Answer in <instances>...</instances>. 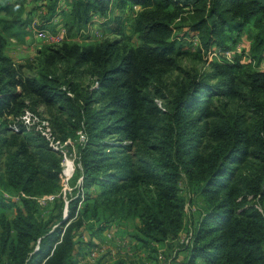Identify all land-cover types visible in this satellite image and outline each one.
<instances>
[{"label":"trees","instance_id":"trees-1","mask_svg":"<svg viewBox=\"0 0 264 264\" xmlns=\"http://www.w3.org/2000/svg\"><path fill=\"white\" fill-rule=\"evenodd\" d=\"M135 4L142 7L132 22L137 46L126 41L121 20L112 13ZM7 10L0 1V13ZM184 11L196 14L190 28L205 49L229 48L226 41L251 26L256 32L250 56L255 63L261 60L264 0H74L68 32L85 28L91 15L109 13L102 25L117 38L56 44L29 73L5 54L7 39L0 30V191L19 198L15 203L0 197V264H38L53 247L47 264H75L74 255L92 245L83 241V233L103 232L113 223L134 222L131 236L155 251V244L177 237L185 227L183 176L190 201L201 195L204 207L189 230V242L179 245L181 264H264V100L251 102L258 119L250 133L236 118L226 119L208 128L212 149L206 155L197 150L207 130L200 115L210 113L212 96L235 98L243 88L262 95L264 72L215 62L217 84L191 79L167 107L158 106L151 87L181 54L172 25ZM59 62L87 65L97 86L82 92L71 79L61 82L53 72ZM203 89L208 93L199 99ZM25 98L67 115L59 125L63 138L80 127L86 133L75 174L80 187L67 198L66 216L56 222L53 216L37 218L35 198L58 190L59 159L42 139L23 129L12 132L7 122L20 113ZM250 159L256 163L244 172ZM126 263L119 258L115 264Z\"/></svg>","mask_w":264,"mask_h":264},{"label":"rangeland","instance_id":"rangeland-1","mask_svg":"<svg viewBox=\"0 0 264 264\" xmlns=\"http://www.w3.org/2000/svg\"><path fill=\"white\" fill-rule=\"evenodd\" d=\"M5 2L8 10L0 13V30L7 39L4 52L13 63L23 66V73L32 72L31 68L42 65L43 60H45L44 54H49L48 49L56 48L59 43L70 41L81 44L117 38V35L111 34L101 22L92 20L93 16L101 18L99 14L91 15L90 22L85 28L78 30L70 27L68 32L69 25H71L68 15L74 0H5ZM115 9V12L112 11V13L120 18L126 41L135 46L139 45L140 41L133 32L132 22L136 14L142 10V7L135 10L134 5L123 8L117 6ZM58 14L62 16H58ZM195 16L196 14L191 11L189 13L184 11L172 25L173 37L178 42L177 46L181 54L176 56V62L172 69L162 75L160 79L154 81L151 87L153 101L160 107H167L170 98L173 97L179 86L187 84L191 79H201L209 85L217 84L218 78L215 77L212 68L215 62H237L245 66L250 65L253 70L264 72V52L258 63H255L250 56L252 36L256 32L254 28L246 26L241 34L237 33L235 36H231L232 39L226 41L229 48L223 49L217 45H212L205 49L200 42L198 32L190 28L191 21ZM41 29L48 31L53 37H58V41H52L50 38L41 39L37 35ZM227 51L229 54L226 53ZM72 67L73 70H71ZM87 69V65L74 66L72 62H59L54 67L53 72L61 82L71 79L74 84H77L83 90L82 92H88L95 85H93V79L89 76ZM203 91L205 89L198 95L199 99H202V96L208 93V91L205 93ZM240 91V95L235 98L219 94L212 96L211 101L208 103V112L210 113L204 117L200 115L201 124L206 123L207 129L198 138L197 150L200 153L206 155L215 145L208 128L211 130L226 119L236 118L249 129V133L253 129L258 117L254 114L251 102L264 100V93L258 96L252 95L249 88H243ZM24 103L25 105L20 113L15 116H8L7 122L10 125L15 124L17 131L23 129L25 135L29 134L42 139L59 159L58 190L52 194H40L35 198L37 218L45 220L53 216L52 220L56 222L59 218L66 216L67 198L74 195L77 188L80 187L81 177L79 175L75 176V174L81 167L80 151L86 142V133L83 127H80L75 131L74 136L63 138L59 125L61 124L60 121L67 120L65 113L60 112L57 106L48 107L35 102L34 99L25 98ZM30 112L33 115L31 117H29ZM24 116L26 118H23ZM43 130L45 134L42 133ZM105 140L110 141L111 138L108 136ZM61 144L63 145L60 146ZM65 157L71 159L72 162L70 167H66L64 164L63 171L66 175L63 173L61 166ZM255 163V160L250 159L245 163L243 171L245 172ZM73 168L75 170L71 174ZM179 186L180 193L185 201V227L183 230L177 237L169 238L162 244H155V251L142 245L140 247L134 246L131 249V255L127 254L129 258L127 263L135 261L138 264H181L183 255L179 250L180 242L188 238L194 220L198 218L199 212L204 207V199L201 195H194L190 201L192 192L185 176L182 177ZM18 199L17 196V198L9 200H14L16 203ZM247 200L248 202L254 201L251 196L247 197ZM60 201L63 203L61 208H59ZM80 204L78 202L77 206L80 207ZM114 224L115 228L119 229L120 224ZM134 224V222H130V226H120L124 230L123 232L127 233H123L124 237L129 236L130 238V243L128 240L127 246H131V241L136 240L131 236V232L135 231ZM88 232L83 233L82 239L84 242L90 241L92 245L108 243L112 248L115 245V248L118 249L120 246L116 245L115 238H124L116 230H113L115 238L111 241L106 240L103 232H95L94 234L92 230H88ZM89 248L90 244L84 245L78 255L83 264L91 261L87 259ZM108 254H104L105 257ZM89 264H92V262H89Z\"/></svg>","mask_w":264,"mask_h":264},{"label":"built area","instance_id":"built-area-1","mask_svg":"<svg viewBox=\"0 0 264 264\" xmlns=\"http://www.w3.org/2000/svg\"><path fill=\"white\" fill-rule=\"evenodd\" d=\"M94 18H92V20H98L99 22H101V23H103L105 20H107L108 19V17H109V13H107V16H104V17H101V18H98L97 16H93ZM41 39H48V38H50V40H52V41H58V37H53V36H51L50 34H49V32L48 31H45V30H43V29H41L40 31H38V34H37ZM58 36V35H57ZM227 54H229V52L227 51L226 52ZM95 86H97V82L94 84ZM31 116H33L32 114H31V112L29 113V117H31ZM23 118H26V116H24ZM28 118V117H27ZM34 118V117H33ZM42 125H44V124H42ZM11 128H12V130L13 131H17V129H16V126H15V124L14 125H12L11 126ZM42 128V127H41ZM45 131L43 130V134H45L44 133ZM63 144H61L60 146H62ZM67 159H69V158H67V157H65V160L61 163V166H62V171H63V168H64V164H65V162H66V160ZM71 160V159H70ZM74 164V163H73ZM75 170V168H73V170H72V172H71V174L73 173V171ZM63 173H64V171H63ZM65 174V173H64ZM70 174V175H71ZM66 175V174H65ZM67 176H69V175H67ZM0 197L1 198H3V199H11V198H17V195H12V194H10V193H8L7 191H0ZM107 232H106V237L108 238V239H110V240H113L114 238H115V236L113 235V232L111 231V230H106ZM191 235V233H189V236ZM189 236H188V238H185V240H184V242H189ZM116 239V245H119L120 247L121 246H124V248L126 249V247H127V241L126 240H123V239H121V238H115ZM39 248V240L37 241V243L35 244V247H34V249H38ZM109 253V254H108ZM116 253V250L114 249V248H112L111 246H109V245H107V244H93L92 246H90V248H89V251H88V260H98L99 259V257H101V255H106V254H108L105 258H106V260H112L113 258H114V255H116L115 254ZM127 254H129V255H131V250H129V248H128V252H127ZM104 255V256H105ZM46 261H47V258L45 259V260H43V261H41V263L40 264H47L46 263ZM126 264H128V263H126Z\"/></svg>","mask_w":264,"mask_h":264},{"label":"crops","instance_id":"crops-1","mask_svg":"<svg viewBox=\"0 0 264 264\" xmlns=\"http://www.w3.org/2000/svg\"><path fill=\"white\" fill-rule=\"evenodd\" d=\"M141 6L139 5V4H135L134 5V9L136 10L137 8H140ZM117 225V224H116ZM121 226V225H120ZM120 226H119V229H116L115 228V224L113 223L109 228H107L106 230H111L112 232H113V230H116L118 233H120V235L122 236V237H124V234L123 233H126V232H123L124 230L123 229H121L120 228ZM106 230H104L103 231V233L105 234V237H106ZM127 234V233H126ZM125 238V240L126 241H128L129 240V243H130V238H129V236L128 237H124ZM124 238H121V239H124ZM106 240L107 241H111L110 239H108L107 237H106ZM133 243V244H132ZM180 243H182V241L180 242ZM107 245H110V244H108V243H106ZM140 245H142L140 242H138L137 240H133V241H131V246L129 245V246H127L126 247V249L124 248V246H121V247H118V249H116L115 248V245H113V247L115 248V250H116V255H114V258L112 259V260H106V258H105V256H103V255H101V257H99V259L98 260H92V261H89V262H92V264H115L118 260H119V258H123L124 260H126V262L128 261L127 259H129L128 258V255H127V252H128V248H129V250H131L134 246L135 247H140ZM90 246H92V245H90ZM53 249H54V247L50 250V252L44 257V258H42L41 260H39L38 261V264H40L41 263V261H43V260H45L46 258L48 259L49 258V256L52 254V252H53ZM134 250H135V248H134ZM182 253V252H181ZM79 255V253H76L75 255H74V261H75V264H83L82 263V260H80V257L78 256ZM182 255H183V253H182ZM183 257V256H182ZM81 259H82V257H81ZM80 260V261H79ZM89 262H87V264H89Z\"/></svg>","mask_w":264,"mask_h":264},{"label":"bare ground","instance_id":"bare-ground-1","mask_svg":"<svg viewBox=\"0 0 264 264\" xmlns=\"http://www.w3.org/2000/svg\"><path fill=\"white\" fill-rule=\"evenodd\" d=\"M67 162H65L66 167H70V165L72 164L70 159L66 160Z\"/></svg>","mask_w":264,"mask_h":264}]
</instances>
